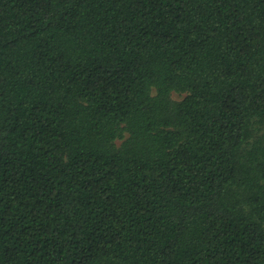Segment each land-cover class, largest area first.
<instances>
[{
  "label": "trees",
  "instance_id": "trees-1",
  "mask_svg": "<svg viewBox=\"0 0 264 264\" xmlns=\"http://www.w3.org/2000/svg\"><path fill=\"white\" fill-rule=\"evenodd\" d=\"M0 264H264V0H0Z\"/></svg>",
  "mask_w": 264,
  "mask_h": 264
},
{
  "label": "rangeland",
  "instance_id": "rangeland-1",
  "mask_svg": "<svg viewBox=\"0 0 264 264\" xmlns=\"http://www.w3.org/2000/svg\"><path fill=\"white\" fill-rule=\"evenodd\" d=\"M174 97L176 98V99H181L182 97H180L179 95H177V94H174Z\"/></svg>",
  "mask_w": 264,
  "mask_h": 264
}]
</instances>
